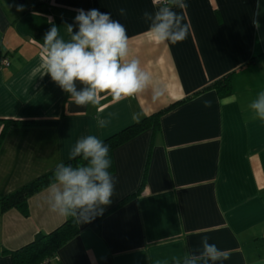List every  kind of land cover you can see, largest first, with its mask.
<instances>
[{"label": "crops", "instance_id": "1", "mask_svg": "<svg viewBox=\"0 0 264 264\" xmlns=\"http://www.w3.org/2000/svg\"><path fill=\"white\" fill-rule=\"evenodd\" d=\"M36 1L0 0V134L4 119L59 123L6 127L0 197L68 160L82 137L102 140L133 123L134 114L141 119L228 73L232 82L229 96L203 91L163 113L158 130L113 150L118 180L111 204L92 222L77 223L78 234L51 264H175L198 254L205 236L228 253L222 264H264V121L249 107L264 91V0H186L189 35L176 45H157L145 34L143 13L159 6L152 0H46L45 12L33 10ZM78 9L110 13L126 27L130 58L166 86L162 97L153 100L149 90L79 108L49 75H32L48 20L67 40L64 25L74 24ZM98 119L110 123L101 128ZM47 191L28 199L27 216L15 208L0 214V264H13L11 251L65 220L49 210Z\"/></svg>", "mask_w": 264, "mask_h": 264}, {"label": "clouds", "instance_id": "2", "mask_svg": "<svg viewBox=\"0 0 264 264\" xmlns=\"http://www.w3.org/2000/svg\"><path fill=\"white\" fill-rule=\"evenodd\" d=\"M152 2L159 6L154 12L144 11L142 18L149 25L145 34L157 45H176L186 40L189 28L182 15L186 0ZM16 10L24 11V5H16ZM76 11L74 24L64 25L69 34L67 40L53 20H48L51 27L40 44L41 62L32 70L33 76L49 75L79 108L100 105L109 96L113 103H119L149 90L153 100L165 94L166 86L154 83L152 73L142 67L140 60L130 58V38L119 20L98 9ZM119 15L126 16V9H119ZM235 99L232 97L233 102ZM204 106L210 107L211 101L205 100ZM249 107L264 121V91L258 93ZM133 119L139 122L140 115L134 114ZM109 123L108 119H98L101 128ZM77 157L84 163L56 165L46 202L49 210L60 217L87 224L111 204L118 178L110 171L109 146L96 136L76 141L69 159ZM201 245L198 254H186L182 260L177 258L175 264H222L229 258L226 251L209 243L207 236Z\"/></svg>", "mask_w": 264, "mask_h": 264}, {"label": "trees", "instance_id": "3", "mask_svg": "<svg viewBox=\"0 0 264 264\" xmlns=\"http://www.w3.org/2000/svg\"><path fill=\"white\" fill-rule=\"evenodd\" d=\"M37 3L33 5V10L45 12L48 11L51 6V3L46 0H37ZM260 56V55H258ZM255 56L247 61V64L255 59ZM214 89L220 98H225L232 93V82H231V74L228 73L222 78L216 79L210 84L200 88L195 91L193 94L176 101L165 108L160 109L157 112L146 115L142 117L139 122L134 121L130 125L124 127L116 133H113L106 138L102 139V141L109 146V155L112 159V167L110 169L111 172L114 170V162H113V150L124 142L130 140L136 135L146 131L152 130L156 131L159 128V120L163 113L173 108L180 102L194 97L195 95L209 90ZM59 123V118H38V119H4L3 120V129L0 134L2 135L3 131L9 125L14 126H56ZM65 164H72L73 166H77L82 161L81 157H77L74 160H66ZM56 167V166H55ZM55 167L50 170L38 175L32 180L24 183L13 191L4 194L0 197V214L15 208L18 209L24 216L28 215V199L36 194L37 192L47 188L49 184L53 181V173ZM132 196H128L123 199L119 204H123L127 200H129ZM118 204V205H119ZM94 224V223H93ZM79 232V228L76 222H74L73 218H67L58 226H56L53 230L48 233L38 232L35 234L34 238L28 242L27 244L21 246L20 248L11 251V257L13 264H51L53 260L56 258V253L59 248H61L64 244L70 241L73 237H75Z\"/></svg>", "mask_w": 264, "mask_h": 264}, {"label": "built area", "instance_id": "4", "mask_svg": "<svg viewBox=\"0 0 264 264\" xmlns=\"http://www.w3.org/2000/svg\"><path fill=\"white\" fill-rule=\"evenodd\" d=\"M6 62V60L3 61V63ZM43 264H46L45 262Z\"/></svg>", "mask_w": 264, "mask_h": 264}]
</instances>
